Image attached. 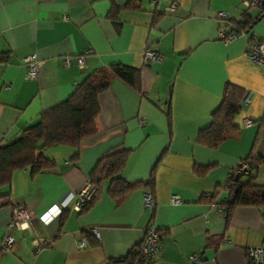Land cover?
Returning <instances> with one entry per match:
<instances>
[{"label":"crops","instance_id":"1","mask_svg":"<svg viewBox=\"0 0 264 264\" xmlns=\"http://www.w3.org/2000/svg\"><path fill=\"white\" fill-rule=\"evenodd\" d=\"M245 1L133 0L127 9L128 0H0V145L15 140L100 68L134 69L140 85L137 93L113 79L98 96L96 135L81 143L76 161L73 150L55 147L43 151L55 164L51 171L11 175L0 190V243L11 236L14 245L0 250V264H129L149 224L162 245L150 264H248L246 251L264 242L263 213L236 207L226 221L206 197L224 199L237 164L251 153L264 155V68L245 59L249 39L264 41V15L246 37L217 40V14L241 21ZM172 3L176 9L169 13ZM146 48L161 62L144 65ZM85 51L90 54L79 69L75 59ZM28 56L42 63L33 81L24 76ZM64 57L71 58L69 68L62 66ZM227 84L245 96L239 131L208 149L196 142L197 134L208 127ZM245 119L250 128H243ZM113 150L130 151L122 172L128 183L145 182L155 168L153 207L143 208L144 189L111 199L104 180L89 210H72L96 163ZM202 168L204 174L197 175ZM256 183L264 185V164ZM172 196L178 205L170 203ZM17 205L30 212V231L7 228ZM55 206L64 207L57 216ZM82 238L87 247L80 250L76 242ZM35 241L46 247L37 249Z\"/></svg>","mask_w":264,"mask_h":264},{"label":"trees","instance_id":"2","mask_svg":"<svg viewBox=\"0 0 264 264\" xmlns=\"http://www.w3.org/2000/svg\"><path fill=\"white\" fill-rule=\"evenodd\" d=\"M258 2L260 5L256 18H250L248 12L243 10L241 21L228 19L227 24L232 30L246 33L264 15V0ZM133 3V0H128L127 9ZM154 17V22L160 18L159 15ZM138 78L136 70L122 65L100 68L87 75L64 102L41 113L37 121L25 128L15 140L0 145V190L9 186L14 172L29 169L31 176H37L51 171L55 164L43 156L44 150L55 147L69 148L75 152L72 160L76 161L81 143L96 135L94 122L99 114L98 96L109 88L113 79L123 81L140 93ZM244 98L242 89L227 84L220 105L211 115V122L207 128L198 132L196 142L208 149H216L224 141L236 136L239 131L236 119L243 108ZM165 116L168 119L170 117L168 112ZM129 154L130 151L113 150L96 163L88 178L95 191L90 202L80 212H85L93 206L104 180L108 181L107 193L111 199L115 200L132 191L144 189L154 200L155 168L143 183L131 184L123 179L122 172ZM242 164L248 167L247 174H235L233 170L224 187V199L218 201L212 195L208 197V200L225 214L226 221L236 207H253L261 210L264 216V185L256 183L259 168L264 164V155L251 153L236 167ZM205 170L206 168L197 169L196 174L202 176ZM90 236L92 237L91 234ZM128 257L129 264L137 259L131 252ZM248 264L252 263L248 260Z\"/></svg>","mask_w":264,"mask_h":264},{"label":"built area","instance_id":"3","mask_svg":"<svg viewBox=\"0 0 264 264\" xmlns=\"http://www.w3.org/2000/svg\"><path fill=\"white\" fill-rule=\"evenodd\" d=\"M258 0H249L245 1L241 4V7L244 11L247 12H257L259 8ZM176 9V4L172 3L167 8V12L172 13ZM66 20V18H64ZM217 20L221 22L217 30V40L221 43L227 44L236 38L239 37H246V33L244 32H237L231 29L230 25L227 24L228 17L224 13L217 14ZM90 54L89 51H85L81 56H78L75 59L76 66L79 69H83L85 65V59ZM161 56L153 51L151 48H146L143 54V63L144 65L148 64L149 62L158 64L161 62ZM245 59L253 64L261 66L264 68V41L256 40V39H249L247 42L246 52H245ZM62 66L64 68H69L71 66V58L64 57L62 58ZM42 63L37 61L35 56H28L23 59V66L25 71V79L26 80H36L38 74L41 70ZM246 100H244V103ZM144 124V120H139V125L142 126ZM252 126L250 120L245 119L243 120V128L247 129ZM248 167L244 164L240 165L239 167H235L234 172L235 174H247ZM94 188L89 179L81 188V190L76 194V200L72 206V210L76 212H80L82 208L90 202ZM206 197H209L207 195ZM170 203L172 205H178L180 200L177 196H172L170 198ZM154 205V200L152 196L148 193L146 194L144 201H143V208L145 210H150ZM64 207H53L52 215L57 216L59 215ZM31 219L32 216L27 208L21 205H17L12 209V216L9 225L7 226L8 229H17L19 231H30L31 230ZM94 240L99 241V235L96 230L89 232ZM14 245V239L11 236H5L0 243V250L1 252L9 251L12 246ZM35 246L37 249L46 247V244H38L35 241ZM87 247V242L84 238L78 240L76 242L77 249H84ZM161 236L154 225L149 224L144 231V236L141 243L135 246L131 253L132 255L136 256L137 259L134 260L132 264H150L154 259H156L161 251ZM247 260H249L252 264H264V242L261 246L256 248H251L246 251ZM190 261L195 260L194 256L189 258Z\"/></svg>","mask_w":264,"mask_h":264},{"label":"water","instance_id":"4","mask_svg":"<svg viewBox=\"0 0 264 264\" xmlns=\"http://www.w3.org/2000/svg\"><path fill=\"white\" fill-rule=\"evenodd\" d=\"M251 30V28H249V31ZM249 31H247L246 33H248Z\"/></svg>","mask_w":264,"mask_h":264}]
</instances>
